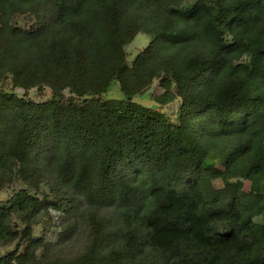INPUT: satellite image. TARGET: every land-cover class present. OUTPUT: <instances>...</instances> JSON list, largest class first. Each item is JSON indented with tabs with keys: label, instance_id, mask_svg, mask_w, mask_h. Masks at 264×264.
Returning <instances> with one entry per match:
<instances>
[{
	"label": "trees",
	"instance_id": "16d2710c",
	"mask_svg": "<svg viewBox=\"0 0 264 264\" xmlns=\"http://www.w3.org/2000/svg\"><path fill=\"white\" fill-rule=\"evenodd\" d=\"M155 79L176 121L134 100ZM5 81L0 188L58 200L0 207V243H25L0 264H264V0H0ZM62 200L84 247L37 253L31 227Z\"/></svg>",
	"mask_w": 264,
	"mask_h": 264
},
{
	"label": "rangeland",
	"instance_id": "374dc122",
	"mask_svg": "<svg viewBox=\"0 0 264 264\" xmlns=\"http://www.w3.org/2000/svg\"><path fill=\"white\" fill-rule=\"evenodd\" d=\"M25 23V19L19 18L17 20V24L19 26H23ZM149 37L145 34H137L132 42L125 47L126 55H127V63H131L134 57L142 51L149 43ZM0 87L4 91H10L11 85L9 81L3 82ZM20 98H25L29 101L33 102H43L49 98V91L44 90V96H40L39 92L35 89L29 90L26 95L24 91L21 89H15L14 91ZM163 93V89L159 86V81L155 79L153 81L152 86L142 95L135 97V101L146 107H156L160 109L163 113L167 115V117L176 121L178 115V109L180 105V100L177 98L172 102H169L163 106H159L155 98L159 97ZM106 98L109 99H121L122 94L119 90V86L117 82H113L105 94ZM215 185L220 187V182L216 181ZM250 183L243 182L242 190L243 192H248ZM22 191H27L31 196L35 197L40 203L43 200L57 201L56 195L49 189V187L45 184H42L39 188L33 189L27 187L22 181L14 180L13 183L9 184L7 182L3 183L0 188V207L8 206L14 198L21 193ZM65 201L55 202L57 204L60 211H56L55 208H52L45 203L43 208L36 220L34 221L31 230L32 236L38 239H41L45 245L44 248L38 250L37 253H59L60 257H71L76 253H80L84 247V243L86 237L83 231L79 227H75L71 225V218L63 211ZM43 206V207H44ZM57 208V207H56ZM17 225L23 229L25 225L17 222ZM25 247L24 242H19V240H15L14 242L2 245L0 243V254L4 255L10 251L18 249L19 252H22Z\"/></svg>",
	"mask_w": 264,
	"mask_h": 264
}]
</instances>
